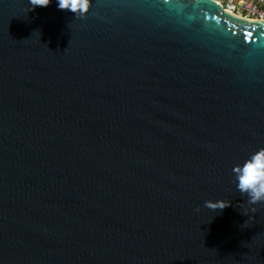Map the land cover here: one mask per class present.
Segmentation results:
<instances>
[{
  "label": "water",
  "instance_id": "obj_1",
  "mask_svg": "<svg viewBox=\"0 0 264 264\" xmlns=\"http://www.w3.org/2000/svg\"><path fill=\"white\" fill-rule=\"evenodd\" d=\"M30 8L0 0V264H264L233 172L264 148V20Z\"/></svg>",
  "mask_w": 264,
  "mask_h": 264
},
{
  "label": "clouds",
  "instance_id": "obj_2",
  "mask_svg": "<svg viewBox=\"0 0 264 264\" xmlns=\"http://www.w3.org/2000/svg\"><path fill=\"white\" fill-rule=\"evenodd\" d=\"M30 10L36 7H48L51 0H29ZM93 4V0H57L59 10L73 13L77 19L86 18ZM237 189L242 196H246L247 203L255 205L264 203V148L253 154L242 166L233 169ZM227 201H206L204 207L218 211L228 207ZM197 212L201 209L197 208ZM255 211V209H253Z\"/></svg>",
  "mask_w": 264,
  "mask_h": 264
},
{
  "label": "built area",
  "instance_id": "obj_3",
  "mask_svg": "<svg viewBox=\"0 0 264 264\" xmlns=\"http://www.w3.org/2000/svg\"><path fill=\"white\" fill-rule=\"evenodd\" d=\"M229 12L264 20V0H219Z\"/></svg>",
  "mask_w": 264,
  "mask_h": 264
}]
</instances>
